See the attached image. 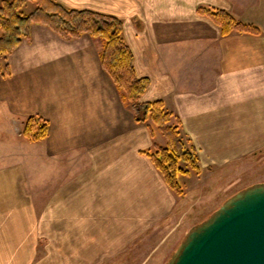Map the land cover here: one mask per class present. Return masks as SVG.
<instances>
[{
  "label": "crops",
  "instance_id": "0c3cea01",
  "mask_svg": "<svg viewBox=\"0 0 264 264\" xmlns=\"http://www.w3.org/2000/svg\"><path fill=\"white\" fill-rule=\"evenodd\" d=\"M56 1L123 21L142 101L164 102L200 173L169 188L146 153L166 140L121 99L101 40L33 24L0 56V264H105L184 216L195 179L264 151V0ZM202 7L261 33L223 36ZM31 116L49 125L39 142Z\"/></svg>",
  "mask_w": 264,
  "mask_h": 264
},
{
  "label": "trees",
  "instance_id": "16d2710c",
  "mask_svg": "<svg viewBox=\"0 0 264 264\" xmlns=\"http://www.w3.org/2000/svg\"><path fill=\"white\" fill-rule=\"evenodd\" d=\"M28 2L36 8L30 14L22 12ZM200 15L208 17L228 36L234 32L260 34L259 28L237 20L229 12L219 9L199 8ZM33 24H43L66 39L79 38L84 34L103 43L100 59L103 69L111 76L121 99L131 109L137 123L156 127L166 140L165 146H156L146 152L162 174L169 188L177 195L184 189L179 175L190 170L200 173L195 150L188 149L179 125H172V114L163 101L143 102L142 96L150 86L148 78L138 77L134 55L124 38V23L119 18L91 10L65 7L56 0H1L0 4V56H7L31 35ZM48 122L40 116L27 119L23 134L32 142L48 136Z\"/></svg>",
  "mask_w": 264,
  "mask_h": 264
},
{
  "label": "water",
  "instance_id": "95a60500",
  "mask_svg": "<svg viewBox=\"0 0 264 264\" xmlns=\"http://www.w3.org/2000/svg\"><path fill=\"white\" fill-rule=\"evenodd\" d=\"M168 264H264V183L228 198L188 233Z\"/></svg>",
  "mask_w": 264,
  "mask_h": 264
},
{
  "label": "rangeland",
  "instance_id": "374dc122",
  "mask_svg": "<svg viewBox=\"0 0 264 264\" xmlns=\"http://www.w3.org/2000/svg\"><path fill=\"white\" fill-rule=\"evenodd\" d=\"M35 8V2H28L22 12L30 14ZM180 179L185 187L188 179ZM258 183H264V151L224 166L212 177L195 179L198 187L184 216L173 220L170 229L159 228V232L154 233L157 238H138L124 254L105 264H141L144 259L143 264H168L191 230L208 219L228 198Z\"/></svg>",
  "mask_w": 264,
  "mask_h": 264
}]
</instances>
